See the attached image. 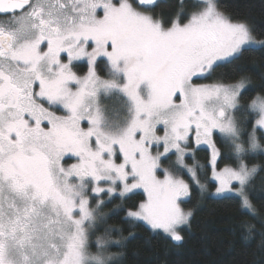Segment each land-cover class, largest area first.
<instances>
[{"label":"snow or ice","instance_id":"snow-or-ice-1","mask_svg":"<svg viewBox=\"0 0 264 264\" xmlns=\"http://www.w3.org/2000/svg\"><path fill=\"white\" fill-rule=\"evenodd\" d=\"M156 5L0 0V264H122L140 222L182 243L193 212L183 207L191 190L181 168L201 196L255 213L251 190L264 168L250 160L264 153V90L242 108L246 77L203 81L264 50V40L217 0H195L190 14L180 0L169 23L152 14ZM80 61L87 75L74 70ZM102 96L121 100L119 122L107 118ZM241 111L256 117L250 131ZM217 134L231 160L223 168ZM193 144L210 149L214 192L185 163ZM137 191L143 200L125 208ZM117 197L128 236L107 223L104 209ZM240 227L249 242L254 225Z\"/></svg>","mask_w":264,"mask_h":264},{"label":"trees","instance_id":"trees-1","mask_svg":"<svg viewBox=\"0 0 264 264\" xmlns=\"http://www.w3.org/2000/svg\"><path fill=\"white\" fill-rule=\"evenodd\" d=\"M193 3L184 1L186 10L193 9ZM217 3L220 10L233 19L250 21L255 27L257 39L264 40V0H217ZM179 7L180 0H158L152 14L155 17L169 18ZM165 23L169 22L165 20ZM102 66L103 63L99 62L98 69ZM85 69L84 65H79L74 70L82 75ZM244 77L247 78V83L240 104L245 107L252 97L264 90V50L257 48L246 52L235 67L218 69L206 82L235 83ZM241 117L247 124L244 127L247 130L256 119L249 113H244ZM216 139L223 154V159L218 161V168H223L231 163L228 158L229 149L219 136ZM196 155L200 162L208 164V150H197ZM251 155L250 164L264 168V153ZM187 162L192 164L191 160ZM208 171L210 172L209 168ZM207 185L209 190L215 188L214 183L208 182ZM251 191L255 213L242 211L239 203L234 200L201 196L199 190L193 189L190 198L183 203L185 210L193 212L191 228H185L182 233L183 242L174 243L162 233L153 232L140 222L131 228L134 236L125 242L122 264H264V172L257 175ZM143 198V193L132 194L125 208L140 203ZM120 202L118 197L114 198L104 211L109 214L108 225L124 229V236H128L129 225L123 220L124 211H113ZM245 223L254 225L249 242L241 239V233L245 229L240 226Z\"/></svg>","mask_w":264,"mask_h":264},{"label":"rangeland","instance_id":"rangeland-1","mask_svg":"<svg viewBox=\"0 0 264 264\" xmlns=\"http://www.w3.org/2000/svg\"><path fill=\"white\" fill-rule=\"evenodd\" d=\"M158 1V0H157ZM184 1H192V2H195V0H183V2ZM188 9V8H187ZM180 10V7L176 10V12L174 13V14H172L171 16H169V18H162L161 16H159V17H157V18H160L161 20H162V22H165V20L167 21V22H170L172 19H174L175 18V16H176V14H177V12ZM194 9H190V10H186V7L184 6V13H188V14H190L192 11H193ZM98 63H99V61H98ZM79 65H84V67H86V69H85V72H84V74H78V75H81V76H84V75H87V64H86V62L85 61H80V62H77V66H79ZM98 72H99V74L103 77V76H105L106 75V72H107V69H106V66L103 64V66L101 67V69L99 70L98 69ZM204 83H208V84H211V83H209V82H206V81H203ZM245 89H246V85H245ZM244 91V90H243ZM243 91H242V93H243ZM101 107L104 109V112H105V114H106V116H107V118L110 120V121H112V122H119L122 118H123V116H124V114H125V112H124V109H123V107H122V103H121V100H119V99H117L116 97H114V96H102L101 97ZM239 103H240V101H239ZM240 106L243 108L244 106H242L241 104H240ZM244 113H248L247 111H241V112H239V113H237L236 114V116H237V120L240 122V124L243 126V127H246V125H245V120L241 117L242 116V114H244ZM255 124V122L253 123V125ZM252 125V126H253ZM246 130H247V128H246ZM249 131L251 130V128L250 129H248ZM160 134H162V132L160 133ZM217 136H219V134H217ZM220 137V136H219ZM222 140H223V138L222 137H220ZM200 149H205V150H208L209 151V154L211 155V153H210V149H206V148H204V146H200V147H197L195 144H193V148L189 151V154L185 157V163L189 166V167H196V169H197V175H198V178L200 179V181H201V183H205V184H207L208 182L210 183H214L215 184V182L214 181H212V179H211V169H210V159H209V161H208V164H203L202 162H200L199 160H198V158H197V155H196V152H197V150H200ZM255 153H261V152H254L253 154H255ZM188 160H191V163L192 164H188ZM220 159H218V161H219ZM175 162H176V156L175 155H172V158H171V161L169 162V163H171V164H175ZM168 166V164H165V167H167ZM177 167H180L179 165H176ZM208 168L210 169V172L208 171ZM181 177L183 178V179H185L186 180V182H188L189 184H190V190L192 191L193 189H197V190H199L200 191V189H199V186L197 185V184H195V182H193L192 181V179H191V175L187 172V170L186 169H184V168H181ZM161 179L163 178V176L161 175V177H160ZM208 191L209 192H214L215 191V188L214 189H212V190H209V188H208ZM138 192H140V193H142V191H137V192H135V193H138ZM135 193H133V194H135ZM132 194H130V196H131ZM210 196V195H209ZM211 197V196H210ZM189 199V198H188ZM187 199V200H188ZM187 200H185V202L187 201ZM159 233H162V232H159ZM163 235H165L164 233H162ZM166 236V235H165ZM167 237V236H166ZM167 238H169L170 240H171V238L170 237H167ZM172 241V240H171ZM174 242V241H173ZM174 243H176V242H174Z\"/></svg>","mask_w":264,"mask_h":264}]
</instances>
